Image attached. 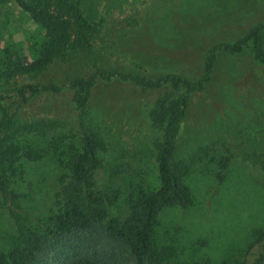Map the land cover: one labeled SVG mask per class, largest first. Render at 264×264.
<instances>
[{
  "label": "rangeland",
  "instance_id": "obj_1",
  "mask_svg": "<svg viewBox=\"0 0 264 264\" xmlns=\"http://www.w3.org/2000/svg\"><path fill=\"white\" fill-rule=\"evenodd\" d=\"M77 21L66 55L37 76L4 78L0 91L16 96L25 83H54L57 93L29 95L20 115L35 129L29 141L49 146L55 136L81 144L74 90L67 82L98 70L159 77L179 74L193 83L204 73L209 49L234 43L249 29L264 24V0H67ZM12 16L17 37L34 24L17 7ZM16 30V29H15ZM264 56V29L256 39ZM252 42L239 52L216 51L212 77L201 90L187 95L184 114L173 134L171 162L184 164L183 182L191 202L186 208L163 207L154 230L167 249L163 264L250 262L248 250L257 230L264 231V63L254 56ZM169 89H147L114 78L99 80L87 100L88 125L102 136L104 169L99 183L116 195L113 210L125 211L130 197L159 188L155 158L165 140V124L150 117L157 99ZM42 119L53 120L43 128ZM38 123V124H37ZM66 141V142H68ZM55 143V142H54ZM227 164L222 167L224 159ZM10 189L14 202L0 194V249L17 237L12 209L26 225L44 227L56 211L59 177L65 171L54 151L32 161L21 158ZM224 177L220 180V174ZM10 205V206H9ZM256 250V248H255Z\"/></svg>",
  "mask_w": 264,
  "mask_h": 264
},
{
  "label": "trees",
  "instance_id": "obj_2",
  "mask_svg": "<svg viewBox=\"0 0 264 264\" xmlns=\"http://www.w3.org/2000/svg\"><path fill=\"white\" fill-rule=\"evenodd\" d=\"M66 2L0 0V73L4 78L18 74L37 76L55 60L65 57L77 28V21L71 15L72 7ZM15 7L34 24L31 30L21 29L22 39L17 37L18 29H14L12 21ZM263 29L264 24H257L234 43L213 45L204 62L203 76L195 83L174 73L153 78L117 69L98 70L87 77H71L67 86L75 91L73 101L78 109L80 145L68 140L58 145L67 134L55 136L49 146H39L23 138L36 127L20 115L22 101L29 95L57 93L61 85L25 83L17 88L16 96L0 91V194L11 202L17 198V193L10 189L9 176L15 174L21 158L37 161L54 151L65 170L59 177L57 209L44 219L43 228L23 223L9 205L15 216L17 237L9 250L0 249V264H163L167 249L159 246L154 238L159 213L163 207L186 208L191 202L189 188L183 182L184 164L171 162L173 132L187 104L186 93L178 95L176 91L180 88L186 92L201 90L212 77L218 49L239 52L243 44L252 42L254 56L264 63L256 40ZM114 78L147 89H169L157 99L150 112L154 125L165 124V140L158 144L155 158L160 186L151 192L141 190L137 196L130 197L125 211L119 213L112 208L117 193L108 194L99 183L104 169L100 152L106 150L105 142L100 133L88 125L86 118L87 100L94 85L99 80ZM41 121L43 127L39 130L46 133L45 124L52 127L53 120ZM227 162L225 158L222 167ZM223 177L221 173L220 180ZM248 250L257 252L250 262L218 264H264V231L254 233ZM203 264L211 263L205 261Z\"/></svg>",
  "mask_w": 264,
  "mask_h": 264
}]
</instances>
